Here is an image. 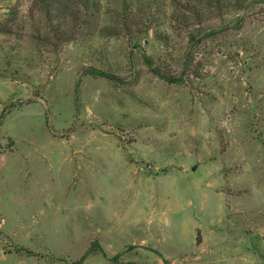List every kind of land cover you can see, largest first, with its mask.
Returning <instances> with one entry per match:
<instances>
[{"label": "rangeland", "instance_id": "obj_1", "mask_svg": "<svg viewBox=\"0 0 264 264\" xmlns=\"http://www.w3.org/2000/svg\"><path fill=\"white\" fill-rule=\"evenodd\" d=\"M93 242L264 264V0H0V264Z\"/></svg>", "mask_w": 264, "mask_h": 264}, {"label": "trees", "instance_id": "obj_2", "mask_svg": "<svg viewBox=\"0 0 264 264\" xmlns=\"http://www.w3.org/2000/svg\"><path fill=\"white\" fill-rule=\"evenodd\" d=\"M154 70V75L155 76H158V77H161L163 79H167V80H170L172 81L168 76L164 75L159 69H153ZM93 74L97 75V76H100V77H105V78H111V76L105 72H102V71H92ZM100 250L98 244L96 242H93L90 247L87 249V251L85 252L84 255L81 256V258L75 262H73L72 264H82L85 257L87 255H89L91 253V251L93 250ZM16 253H25V254H28L29 256L30 255H33L30 251L26 250V249H23V248H16ZM61 261H63V259H59ZM110 261L112 262H115L116 261V257L114 258H111Z\"/></svg>", "mask_w": 264, "mask_h": 264}]
</instances>
